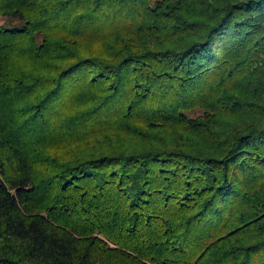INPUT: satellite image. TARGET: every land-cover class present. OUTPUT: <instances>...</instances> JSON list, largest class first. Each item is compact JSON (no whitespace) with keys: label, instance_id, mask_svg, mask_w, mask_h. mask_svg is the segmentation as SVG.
<instances>
[{"label":"trees","instance_id":"16d2710c","mask_svg":"<svg viewBox=\"0 0 264 264\" xmlns=\"http://www.w3.org/2000/svg\"><path fill=\"white\" fill-rule=\"evenodd\" d=\"M0 20V264H264V0Z\"/></svg>","mask_w":264,"mask_h":264},{"label":"rangeland","instance_id":"374dc122","mask_svg":"<svg viewBox=\"0 0 264 264\" xmlns=\"http://www.w3.org/2000/svg\"><path fill=\"white\" fill-rule=\"evenodd\" d=\"M3 21L2 20H0V23H2Z\"/></svg>","mask_w":264,"mask_h":264}]
</instances>
